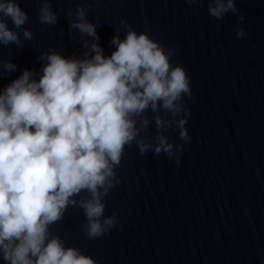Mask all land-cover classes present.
Segmentation results:
<instances>
[{"label":"water","instance_id":"95a60500","mask_svg":"<svg viewBox=\"0 0 264 264\" xmlns=\"http://www.w3.org/2000/svg\"><path fill=\"white\" fill-rule=\"evenodd\" d=\"M18 2L33 36L22 47L0 45V61L17 65L7 73L0 66V89L25 68L39 72V57L49 49L82 56V41L91 37L70 30L66 15L77 5L97 24L106 56L116 31L125 36L124 20L166 48L175 46L172 63L183 65L191 83V97H183L191 139L181 140L174 125L165 133L184 145L180 165L166 153L141 155L135 144L126 146L120 183L105 197V215L116 213L118 224L89 239L77 206L52 232L99 264H264V0H235L239 11L219 20L209 15L207 0H51L55 25L40 22L41 0ZM238 27L246 32L241 39ZM16 31L23 40L22 29ZM155 134L154 122L141 133Z\"/></svg>","mask_w":264,"mask_h":264},{"label":"clouds","instance_id":"9594fccd","mask_svg":"<svg viewBox=\"0 0 264 264\" xmlns=\"http://www.w3.org/2000/svg\"><path fill=\"white\" fill-rule=\"evenodd\" d=\"M207 8L218 20L239 11L235 0H207ZM66 15L70 30L91 37L82 41V56L49 49L39 57V72L25 68L0 89V258L6 264H99L79 247L66 246L52 226L78 206L89 239L107 234L118 216L105 215V197L120 183L117 167L126 146L135 144L141 155L166 153L179 166L184 145L165 133L174 125L181 140L191 139L190 109L183 103L192 95L190 77L172 63L175 46L166 48L121 20L125 36L116 31L106 56L85 7ZM27 20L18 0H0V45L22 47L31 40L33 32L23 27ZM39 20L57 23L51 0H41ZM245 35L236 29L237 39ZM0 66L5 73L17 69L11 60ZM152 122L155 136L141 135Z\"/></svg>","mask_w":264,"mask_h":264}]
</instances>
